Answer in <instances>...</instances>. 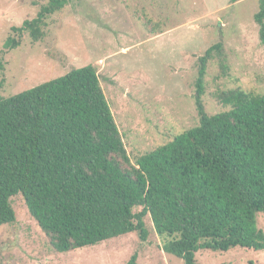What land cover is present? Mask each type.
Returning a JSON list of instances; mask_svg holds the SVG:
<instances>
[{
    "label": "trees",
    "instance_id": "16d2710c",
    "mask_svg": "<svg viewBox=\"0 0 264 264\" xmlns=\"http://www.w3.org/2000/svg\"><path fill=\"white\" fill-rule=\"evenodd\" d=\"M81 1L40 3L34 18L11 28L16 36L5 48L18 47L23 32L42 40L48 17ZM254 20L264 44V0ZM221 47L198 58V123L134 159L92 64L0 96V226L15 221L11 198L20 194L57 253L132 232L144 242L146 218L162 250L183 264H200L201 250H264L257 226L264 213V93L223 91L226 109L205 112L207 63L216 53L226 68ZM128 264H137L136 254Z\"/></svg>",
    "mask_w": 264,
    "mask_h": 264
},
{
    "label": "rangeland",
    "instance_id": "374dc122",
    "mask_svg": "<svg viewBox=\"0 0 264 264\" xmlns=\"http://www.w3.org/2000/svg\"><path fill=\"white\" fill-rule=\"evenodd\" d=\"M47 0H0V96L8 97L74 68L96 67L129 156L150 151L195 126L198 58L216 43L208 61L202 104L225 110L218 94L243 89L264 93V44L254 20L259 0H83L47 19L42 40L27 33L7 49L11 30L37 15ZM15 221L0 226V264H183L165 253L149 218L147 240L136 232L67 253L54 252L22 195L11 198ZM264 232V213L257 216ZM200 264H264V250H201Z\"/></svg>",
    "mask_w": 264,
    "mask_h": 264
}]
</instances>
